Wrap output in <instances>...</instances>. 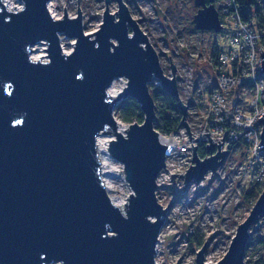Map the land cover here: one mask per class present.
I'll return each instance as SVG.
<instances>
[{"label": "water", "instance_id": "water-1", "mask_svg": "<svg viewBox=\"0 0 264 264\" xmlns=\"http://www.w3.org/2000/svg\"><path fill=\"white\" fill-rule=\"evenodd\" d=\"M19 1L23 9L10 11L0 0V264H154L161 217L170 205L163 209L156 200L167 147L154 129L148 86L156 79L161 90L178 99L175 78L164 74L124 0H115L112 14L105 0L100 28L91 34L83 30L78 0L76 17H67L64 8L57 19L47 6L51 0ZM194 5L195 31L220 34L216 0ZM61 34L75 41L69 54L61 50ZM41 43L47 59L33 61L30 49ZM261 64L264 75L262 52ZM118 78L127 84L112 98L107 90ZM126 98L139 105L143 121L128 125L124 136L117 132L113 110ZM177 107L192 139L187 107L182 101ZM259 123L264 151V114ZM106 134L115 137L108 153L122 164L132 190L123 212L110 201L100 177L97 138ZM205 135L207 152L216 145ZM218 143L217 155L204 161L192 147L193 165L183 176L170 175L172 184L175 177L185 178V191L208 172L215 175L228 155L219 152ZM252 207L215 264H244L249 232L252 226L258 230L264 217V187ZM205 245L195 264H209Z\"/></svg>", "mask_w": 264, "mask_h": 264}, {"label": "rangeland", "instance_id": "rangeland-1", "mask_svg": "<svg viewBox=\"0 0 264 264\" xmlns=\"http://www.w3.org/2000/svg\"><path fill=\"white\" fill-rule=\"evenodd\" d=\"M124 3L142 33L147 35L148 42L159 57L160 66L166 75L170 68V56L172 65L195 66L196 79L198 77L202 81L213 79L210 59L215 53V44L218 48L226 45V36L224 33H200L194 30L190 23L196 13L193 0H124ZM15 4L16 0H11L9 7L13 8ZM106 4L110 14L117 11L115 0H108ZM106 4L105 0H78L82 27L86 34H91L100 28ZM78 5L77 0H51L52 14L50 15L54 19L63 18L65 8L66 16L74 18ZM74 43V40L60 35V47L62 45L61 50L64 53L69 54L73 50ZM34 47L46 50V45L42 43ZM196 54L201 55V58ZM37 55L38 53H34L30 57H37ZM126 84L125 78H118L115 79L111 88L114 91L120 90L122 93ZM119 103L113 110L114 118L119 124L125 126L126 131L128 126L115 115ZM121 134L125 136V132ZM102 137L110 141L115 139L114 135L110 134L102 135ZM232 159H237L236 153L233 154L231 162L225 163L224 171L208 179L209 182L207 180L203 184H197L196 188L188 187L183 191L179 188H158L157 186L156 199L159 204L163 209L170 206L164 217H161L164 222L157 239L155 264H195L196 254L205 243V263L215 264L227 253L237 226L246 219L252 206L260 197L251 199L249 202L245 200V193L251 189V185L236 179L230 168ZM108 169L114 191L107 195L112 198H121L128 204L129 201L126 199L132 194V190L124 179L122 164L112 158ZM119 171L122 172L119 173ZM249 234L250 239L251 236L252 238L258 235L263 236L264 219L260 220L259 229L255 230L252 226ZM259 259V253L254 248H250L243 262L254 264Z\"/></svg>", "mask_w": 264, "mask_h": 264}, {"label": "built area", "instance_id": "built-area-1", "mask_svg": "<svg viewBox=\"0 0 264 264\" xmlns=\"http://www.w3.org/2000/svg\"><path fill=\"white\" fill-rule=\"evenodd\" d=\"M50 4L51 1L47 6L52 14ZM255 6L264 13V0H256ZM216 8L221 21L220 32L226 36V45L217 48L210 59L213 79H196L195 66L192 64L183 67L173 64L176 72L172 75L169 62L168 74L164 73L176 80L179 93L177 100L187 107L185 122L192 139H189L183 123L180 129L172 133L155 130L159 143L167 147L164 151L165 168L157 176L156 188L183 190L185 178L175 177L173 185L170 175L183 176L193 165L192 147H196L199 160L204 161L217 155L218 142L222 144L219 152L226 151L228 155L215 175L208 172L199 184L224 171L225 163L231 162L236 153L237 159H232L230 165L236 179L264 187V151L259 149L262 126L258 124L264 114V75L260 72L264 29H257L253 20L247 22L242 19L237 0H219ZM13 9H23L19 0H16ZM196 55L201 58V55ZM151 84L153 89L160 88V81L156 79L152 78ZM205 134H210L212 145H216L207 152L206 145L210 143ZM196 185L190 182L186 188H196Z\"/></svg>", "mask_w": 264, "mask_h": 264}, {"label": "trees", "instance_id": "trees-1", "mask_svg": "<svg viewBox=\"0 0 264 264\" xmlns=\"http://www.w3.org/2000/svg\"><path fill=\"white\" fill-rule=\"evenodd\" d=\"M218 2V0L216 1ZM238 9L240 10L242 19L250 22L255 21L257 29H264V13L258 7H256V0H237ZM217 6V3H216ZM217 45L215 44V53L217 51ZM214 53V54H215ZM148 90H150L153 101L155 102L156 120L154 121V129L159 133H172L182 127V116L178 110V100L167 95L160 88H152V84H149ZM119 105L116 109L117 118L125 125L132 123L141 124L143 121V113L140 111L139 105L132 99L126 98L119 101ZM251 189L245 193V200L251 201L256 199L262 193V187L260 185L251 183ZM264 219V217L262 218ZM256 232V231H254ZM254 248L260 255V259L254 264H261L264 258V235L263 236H251L250 242L247 244L246 250Z\"/></svg>", "mask_w": 264, "mask_h": 264}, {"label": "bare ground", "instance_id": "bare-ground-1", "mask_svg": "<svg viewBox=\"0 0 264 264\" xmlns=\"http://www.w3.org/2000/svg\"><path fill=\"white\" fill-rule=\"evenodd\" d=\"M11 0H3V3L5 5V8H7L10 11H13V8L9 7ZM51 6V4H50ZM52 7V6H51ZM31 54L34 53H38L37 57L32 56L31 59L33 61H37L39 60H44L46 59V51L44 50V48L39 49L38 47H34L32 49H30ZM42 53V54H41ZM108 94L110 97L115 98L117 96L120 95L121 91L120 90H112L111 86L110 88L107 90ZM117 132L119 133H123L125 131V126H122L121 124H119L117 122ZM110 139H103L102 135H98L97 138V147H98V156L100 158V177L101 180L103 181V185L105 188V191L107 192V194H110L111 192H113V186L111 183V179H109L110 177V170L108 169V165L110 160H112V157L109 155L108 153V144H109ZM110 201H112V203L121 211H123L125 209V204L127 203L125 200L123 199H118V198H112L109 197ZM158 200V199H156ZM127 205V204H126Z\"/></svg>", "mask_w": 264, "mask_h": 264}, {"label": "flooded vegetation", "instance_id": "flooded-vegetation-1", "mask_svg": "<svg viewBox=\"0 0 264 264\" xmlns=\"http://www.w3.org/2000/svg\"><path fill=\"white\" fill-rule=\"evenodd\" d=\"M194 1H195V0H193V4H194ZM208 1H209V0H206L207 3H208ZM216 1H217V0H216ZM218 1H219V0H218ZM216 3H217V2H216ZM194 6H195V5H194ZM195 8H196L195 11H196V13H197V9H198V8H197L196 6H195ZM196 13H195V14H196ZM195 14H194V15H195ZM193 17H194V16H193ZM192 19H193V18H192ZM191 21H192V20H191ZM191 21H190V23H191ZM191 24H192V23H191ZM192 26H193V24H192ZM193 28H194V27H193ZM194 30H195V29H194Z\"/></svg>", "mask_w": 264, "mask_h": 264}]
</instances>
